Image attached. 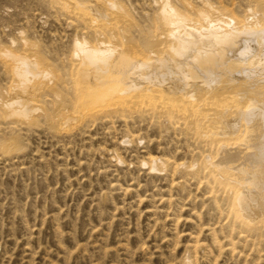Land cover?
Returning <instances> with one entry per match:
<instances>
[{
  "label": "rangeland",
  "instance_id": "1",
  "mask_svg": "<svg viewBox=\"0 0 264 264\" xmlns=\"http://www.w3.org/2000/svg\"><path fill=\"white\" fill-rule=\"evenodd\" d=\"M82 1L0 0V264H264V236L230 230L212 200L220 191L188 169L195 141L182 123L153 119L146 111L160 100L131 91L87 99L102 84L84 81L74 57L79 41L109 51L103 62L161 58L167 4L199 30L225 19L240 27L264 7ZM26 62L35 75L23 78ZM18 100L29 104L22 113ZM153 160L167 171H152Z\"/></svg>",
  "mask_w": 264,
  "mask_h": 264
},
{
  "label": "bare ground",
  "instance_id": "2",
  "mask_svg": "<svg viewBox=\"0 0 264 264\" xmlns=\"http://www.w3.org/2000/svg\"><path fill=\"white\" fill-rule=\"evenodd\" d=\"M258 1L264 7V0ZM161 16L171 29L168 35L172 39L165 45L160 62L156 55L150 62H136L122 53L109 55L115 58L113 62H103L109 51L76 41L74 57L85 61L82 79L100 80L102 84L99 92L88 93L87 99L101 100L121 89V93L131 91L139 97L160 100L162 105L154 102L146 113L153 119L165 116L168 121L181 122L192 136L196 158L188 169L197 177H206L207 184L220 191L212 200L218 209L227 211L230 230L263 237L264 13L259 19H246L240 27L225 19L226 24L220 20L222 27L209 21L211 25L204 24L201 30L187 24L168 4ZM31 69L26 62L16 68V74L34 76ZM15 103L23 106L20 100ZM26 107L17 110L22 113ZM151 169L167 171V164L165 160L154 161ZM183 264L190 261L186 259Z\"/></svg>",
  "mask_w": 264,
  "mask_h": 264
}]
</instances>
